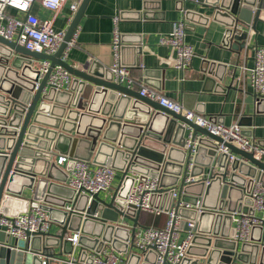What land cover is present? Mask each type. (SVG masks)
I'll use <instances>...</instances> for the list:
<instances>
[{
	"label": "water",
	"instance_id": "1",
	"mask_svg": "<svg viewBox=\"0 0 264 264\" xmlns=\"http://www.w3.org/2000/svg\"><path fill=\"white\" fill-rule=\"evenodd\" d=\"M90 1L82 2L54 55L31 52L0 36V214L8 215L15 207L39 206L60 228L55 235L36 236L30 244L13 241L0 231V264H42L41 257L47 264H92L94 255L107 246L127 254L134 230L116 224L124 216L137 225L139 213L133 206L126 213L119 210L137 175L143 182L160 179L164 190L153 196L152 204L165 212L173 206L177 188L182 193L180 201L196 205L202 198L201 213L180 211L183 218L197 224L181 264H264V227L253 228L250 242L239 244L233 241L232 221L234 213L253 214L250 195L256 181L264 186V158L224 144L183 115L115 83L110 68L93 62L75 69L63 61ZM192 2L208 9L210 15L201 18L188 12V22H225V46L236 41L232 45L235 51L252 48L247 45L249 30L256 29L264 0ZM122 39L125 44L126 38ZM134 46L131 48L141 55L143 47ZM127 48L122 45L121 52ZM46 60L51 67L42 75L40 63ZM56 65L73 77L68 91L48 85ZM213 71L208 75L221 81ZM255 103L256 114H264V98H256ZM239 125L244 135L252 136L247 130L253 126V117L242 116ZM190 129L194 137H200L195 154L185 147ZM221 144L236 156L233 162L220 151ZM58 156L112 167L122 173L120 189L109 201L100 195L93 200L77 195L67 185L68 174L55 161ZM188 176L199 180L186 185ZM28 194L33 204L25 199ZM96 213L99 218H94ZM75 234H79L77 245L70 240ZM156 258L154 251L144 256L132 252L127 264H156Z\"/></svg>",
	"mask_w": 264,
	"mask_h": 264
},
{
	"label": "built area",
	"instance_id": "2",
	"mask_svg": "<svg viewBox=\"0 0 264 264\" xmlns=\"http://www.w3.org/2000/svg\"><path fill=\"white\" fill-rule=\"evenodd\" d=\"M84 0H74L70 5L71 17L69 23L74 19ZM66 0H0V36L4 39L15 42L27 50L35 53L54 55L58 52L65 40L67 30L55 31L50 22H44L38 16L31 13L32 7L39 4L44 9L54 13L60 12ZM10 11L23 16L18 18ZM119 18L114 19L116 28L112 42L114 63L110 67L117 84L132 88L136 83L132 78L131 71L124 66L121 61L122 35L118 29ZM77 31L62 56L66 61L68 52L74 47ZM186 24L176 23L170 35L161 40V45L169 46L174 53V68L180 72H187L195 58V51L191 45L186 43ZM51 67L50 61H42L40 70L42 75L48 73ZM72 75L64 67L56 65L49 77L48 85L57 91H68L72 83ZM251 86L259 98H264V46L255 51V64L250 69ZM140 96L154 102H158L163 108L183 115L187 120L195 123L209 133L223 140L224 144L237 147L239 150L252 153L257 159L264 158V147H262L251 136L244 135L243 127L239 124L225 126L210 118H206L193 110L185 109L183 105L177 103L162 92L147 86H142L139 90ZM199 136L194 137L193 130L190 129L185 147L195 154L199 148ZM221 144L220 151L229 155V162H233L236 156L232 154L228 146ZM66 162L72 163V170L68 178L67 185L77 192V195H87L93 200L96 195L109 192L113 188V183L118 174L117 170L108 166H97L92 162L61 157L58 165L62 166ZM190 164L189 169H192ZM122 177V173L120 174ZM199 178H188L186 185L196 183ZM122 181V179H121ZM120 189V186L118 187ZM118 189V190H119ZM117 190V189H116ZM163 187L159 178H148L146 182L136 176V181L125 200V205L119 210L126 213V210L133 206L136 212L150 213L157 216L166 214L168 220L164 228L128 226L124 216L120 218L117 226H125L134 230V237L130 241L127 254H119L110 246L105 247L100 254L94 255L92 264H127L132 252L144 256L150 251L157 255L156 264H181L187 257V252L196 236L197 224L194 221L185 220L180 211L182 209L203 211L202 198L196 205L180 201L181 191L175 189L173 192V206L167 212L164 209L155 208L152 204L154 195L161 194ZM116 192L112 193V198ZM253 214L234 213L232 221L234 225L233 241L239 244L249 243L252 230L255 227H264V186L256 181L251 191ZM166 206V204H165ZM164 206V207H165ZM69 210L72 208L69 207ZM96 213L94 218H99ZM138 217V218H139ZM127 220V221H126ZM52 222L49 214L39 206L33 207L26 213L17 216H5L0 214V231L6 233L13 241L30 244L36 236L50 234ZM70 240L74 245L78 244L79 234H75ZM43 263L47 264L45 258L41 257Z\"/></svg>",
	"mask_w": 264,
	"mask_h": 264
},
{
	"label": "crops",
	"instance_id": "3",
	"mask_svg": "<svg viewBox=\"0 0 264 264\" xmlns=\"http://www.w3.org/2000/svg\"><path fill=\"white\" fill-rule=\"evenodd\" d=\"M73 1L66 0L58 13L35 4L31 13L41 21L50 22L55 31L68 30L72 23H69V18ZM10 12L18 18H23L16 12ZM188 12L198 17L210 15L208 9L202 8L192 0H91L66 62L75 69H83L93 62L106 68L112 67V42L116 28L114 19L119 18V32L126 38L125 44L122 45L128 47L121 52V61L130 69L136 83L130 89L139 92L142 86H147L159 90L185 109L193 110L212 120L217 119L225 126L239 124L242 116L253 117V126L248 127L247 131L257 143L264 144V114L255 112L258 96L250 81V69L255 64V51L264 46V11L256 29L249 30L250 39L247 45L252 48L242 51L232 49L236 41L229 47L225 46L224 39L228 30L225 22L191 24L186 20ZM180 22L186 24V43L195 51V58L187 72L174 68L172 48L161 45V40L170 35L174 25ZM134 45L143 47L141 55L131 48L135 47ZM211 69L222 78L221 81L208 75L207 72ZM61 157L66 156L56 157V163ZM60 168L69 176L72 163L66 162ZM120 183L121 175L118 174L113 188L101 194V198L111 200L112 193L117 191ZM25 199H30L33 204L30 194L25 196ZM32 208L31 205L11 208L5 216H15ZM135 220L138 227L164 228L168 216L141 213ZM127 223L129 227L135 225L134 219ZM59 229L58 225L52 222L50 234L55 235Z\"/></svg>",
	"mask_w": 264,
	"mask_h": 264
},
{
	"label": "rangeland",
	"instance_id": "4",
	"mask_svg": "<svg viewBox=\"0 0 264 264\" xmlns=\"http://www.w3.org/2000/svg\"><path fill=\"white\" fill-rule=\"evenodd\" d=\"M118 179H119V177H118ZM118 179H117V181H118Z\"/></svg>",
	"mask_w": 264,
	"mask_h": 264
}]
</instances>
